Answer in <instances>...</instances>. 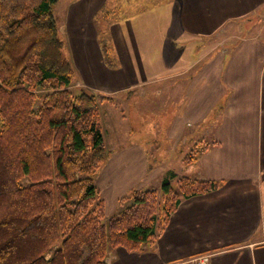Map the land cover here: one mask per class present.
Listing matches in <instances>:
<instances>
[{
	"label": "crops",
	"instance_id": "crops-1",
	"mask_svg": "<svg viewBox=\"0 0 264 264\" xmlns=\"http://www.w3.org/2000/svg\"><path fill=\"white\" fill-rule=\"evenodd\" d=\"M121 1L137 13L95 19ZM53 12L75 87L111 97L110 106L144 97L146 88L160 101L155 137L115 142L116 125L100 112L109 153L94 182L105 214L133 189L158 188L169 172L220 181L181 199L153 247L110 249L108 264H196L200 255L205 264H264V0H62ZM237 20H246L240 36L231 31ZM171 105L177 109L166 119Z\"/></svg>",
	"mask_w": 264,
	"mask_h": 264
},
{
	"label": "trees",
	"instance_id": "trees-1",
	"mask_svg": "<svg viewBox=\"0 0 264 264\" xmlns=\"http://www.w3.org/2000/svg\"><path fill=\"white\" fill-rule=\"evenodd\" d=\"M57 1L0 0V264H108L110 249L153 247L181 199L220 186L169 172L105 214L94 180L109 153L100 104L112 98L71 89Z\"/></svg>",
	"mask_w": 264,
	"mask_h": 264
},
{
	"label": "rangeland",
	"instance_id": "rangeland-1",
	"mask_svg": "<svg viewBox=\"0 0 264 264\" xmlns=\"http://www.w3.org/2000/svg\"><path fill=\"white\" fill-rule=\"evenodd\" d=\"M62 7V0H59L57 4H55V13L57 14V11ZM130 6H127L125 2H119L115 3L112 2L110 8H109V18H103L102 16L100 17V21L102 24L106 22H111L112 17H117V16H123L126 13H137V9L135 8H130ZM103 11V9H102ZM261 12V10H260ZM263 13V12H262ZM103 14V13H102ZM250 20L257 22L259 20V15L258 16H252L250 15ZM249 21V22H251ZM97 22V21H96ZM246 20H237L233 26H232V33L234 34H240L243 35L245 34V29L243 28L244 23ZM98 23V22H97ZM248 23V22H247ZM99 24V23H98ZM246 28H249L246 26ZM227 33V31H226ZM228 35V34H227ZM239 35V36H240ZM60 36V35H59ZM61 37V36H60ZM104 44H108L107 39L105 38L103 40ZM64 53L66 54V49H64ZM67 56V55H66ZM68 58V56H67ZM69 59V58H68ZM75 83V82H74ZM74 84L71 87V89L75 90ZM92 92V91H91ZM172 91L171 93H173ZM97 98L100 96L96 95ZM176 96H171L170 100L175 98ZM143 98V99H142ZM131 99V101H130ZM128 100L123 99L122 97H118L115 99V102L112 106L108 104L107 102H101L100 108H101V113L102 116L104 115V122L107 124L110 123V125H116V129L118 130L116 133L115 139H112L115 142H123L129 135L130 137L136 136V135H141L142 138H148V137H155L158 126L156 124V117L158 112V104H159V99L155 96L152 90L150 88H146V96L144 97H137V93H134L133 96ZM176 99V98H175ZM134 103V105H132ZM177 107L175 105H171L169 112L166 115V119L168 115L172 114V111H176ZM110 111V112H109ZM136 111V113H135ZM112 112V114H111ZM107 118V119H106ZM166 125V122L162 124V126ZM162 130V129H161ZM104 145L108 149V142L109 138L107 135L104 136ZM159 140V139H157ZM167 145H171L170 143H167ZM154 147V145H153ZM155 150V147H154ZM170 150H166L164 154V158H167L169 155L166 154ZM181 153V147L179 146L176 148V152L172 157V163L170 165V168L174 172H181V165L175 162V159L177 155ZM163 154V153H159ZM158 156V153H152L151 157L156 158ZM187 156V155H186ZM179 176V175H178ZM112 212H115L114 209H111L109 211V214H112Z\"/></svg>",
	"mask_w": 264,
	"mask_h": 264
},
{
	"label": "built area",
	"instance_id": "built-area-1",
	"mask_svg": "<svg viewBox=\"0 0 264 264\" xmlns=\"http://www.w3.org/2000/svg\"><path fill=\"white\" fill-rule=\"evenodd\" d=\"M208 260V256L207 255H200L197 257L193 258L194 263L196 264H205Z\"/></svg>",
	"mask_w": 264,
	"mask_h": 264
},
{
	"label": "bare ground",
	"instance_id": "bare-ground-1",
	"mask_svg": "<svg viewBox=\"0 0 264 264\" xmlns=\"http://www.w3.org/2000/svg\"><path fill=\"white\" fill-rule=\"evenodd\" d=\"M98 96V95H97Z\"/></svg>",
	"mask_w": 264,
	"mask_h": 264
}]
</instances>
